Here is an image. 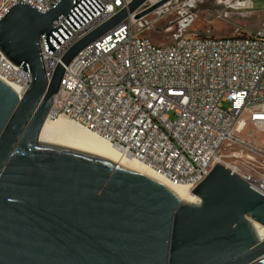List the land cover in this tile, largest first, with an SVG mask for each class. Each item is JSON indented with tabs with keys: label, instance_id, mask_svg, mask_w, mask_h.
Masks as SVG:
<instances>
[{
	"label": "water",
	"instance_id": "obj_1",
	"mask_svg": "<svg viewBox=\"0 0 264 264\" xmlns=\"http://www.w3.org/2000/svg\"><path fill=\"white\" fill-rule=\"evenodd\" d=\"M131 0L76 41L46 77L40 39L51 54L105 7L99 0H59L40 11L16 2L0 19V52L31 73L19 97L0 78V264H264V196L215 163L181 200L163 183L104 157L39 141L65 66L130 15L141 18L168 0L139 11ZM252 216V220L248 218Z\"/></svg>",
	"mask_w": 264,
	"mask_h": 264
},
{
	"label": "built area",
	"instance_id": "obj_2",
	"mask_svg": "<svg viewBox=\"0 0 264 264\" xmlns=\"http://www.w3.org/2000/svg\"><path fill=\"white\" fill-rule=\"evenodd\" d=\"M21 1L46 11L59 0H0V19L11 5ZM99 1L105 9L76 30L65 15L54 22V28L62 23L71 35L53 54L45 49V35L41 37L48 79L69 47L131 0ZM202 2H184L178 10V32L169 43H155L143 34L140 19L130 15L82 49L65 66L48 117L68 118L125 156L174 184L188 185L192 191L218 163L225 144L245 143L238 137L249 129L264 135V12L253 32L200 35L188 29L195 18L194 9ZM217 2L223 6V18L231 11H247L255 5L253 0ZM0 78L19 97L32 82L31 73L1 52ZM258 152L264 157L262 150ZM247 163L234 165L235 170L228 168L264 196V169H257L252 160Z\"/></svg>",
	"mask_w": 264,
	"mask_h": 264
},
{
	"label": "rangeland",
	"instance_id": "obj_3",
	"mask_svg": "<svg viewBox=\"0 0 264 264\" xmlns=\"http://www.w3.org/2000/svg\"><path fill=\"white\" fill-rule=\"evenodd\" d=\"M185 1L175 0L166 5L167 2L139 18L145 27L143 34L157 44H166L172 41L178 32V10ZM253 1L255 5L252 9L242 12L231 11L228 18H223L221 16L223 6L217 0H204L194 9L195 18L188 31L211 36H231L240 33L241 30L253 32L261 22L264 12V0ZM154 4L156 3L149 0L139 11L145 10ZM171 117L174 118L173 115ZM238 138L245 143L236 141L225 144L220 151L219 163L230 168L237 164L241 166L249 165L247 161L252 160L256 162L257 169H264V157L258 152V150L264 152L263 133L259 130L249 129L239 135ZM253 139L257 140L256 145L253 143ZM250 157H254L256 161L250 159Z\"/></svg>",
	"mask_w": 264,
	"mask_h": 264
},
{
	"label": "bare ground",
	"instance_id": "obj_4",
	"mask_svg": "<svg viewBox=\"0 0 264 264\" xmlns=\"http://www.w3.org/2000/svg\"><path fill=\"white\" fill-rule=\"evenodd\" d=\"M151 1L157 3L158 1L161 2L163 0ZM172 1L175 0H171L168 3L166 2V5L170 4ZM39 141L61 145L104 157L121 167L142 173L163 183L183 201L190 203H199L200 201L199 198L192 193L188 185L174 184L170 182L144 163L125 156L102 137L86 130L64 116H60L57 119L48 117L41 129ZM217 162H219V160ZM231 168L235 170V167L232 166ZM248 218L252 220V216L248 215ZM253 223L261 239H264V226L256 222Z\"/></svg>",
	"mask_w": 264,
	"mask_h": 264
},
{
	"label": "crops",
	"instance_id": "obj_5",
	"mask_svg": "<svg viewBox=\"0 0 264 264\" xmlns=\"http://www.w3.org/2000/svg\"><path fill=\"white\" fill-rule=\"evenodd\" d=\"M257 28H258V27H257ZM257 28H256V29H257ZM256 29H255V30H256Z\"/></svg>",
	"mask_w": 264,
	"mask_h": 264
}]
</instances>
